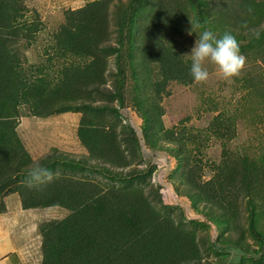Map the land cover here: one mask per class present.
I'll list each match as a JSON object with an SVG mask.
<instances>
[{"label":"rangeland","instance_id":"obj_1","mask_svg":"<svg viewBox=\"0 0 264 264\" xmlns=\"http://www.w3.org/2000/svg\"><path fill=\"white\" fill-rule=\"evenodd\" d=\"M94 1L97 0H24L27 16L31 19L37 16L41 22L35 40L30 45H27L29 41H23L22 71L28 78L42 77L55 84L70 64H86L87 60L62 51L57 36L67 21L69 10H78ZM117 1L111 5L109 16V44L113 45H118L121 33L113 6ZM121 1L127 3L123 8L129 14L130 0ZM142 1L145 8L131 22L124 21L122 56L109 54L107 57L105 89L112 93L110 98L96 96L81 103V108L44 117L33 113L52 112L62 103L54 101L38 109L21 104L15 119L18 134L34 161L55 156L50 159L51 170L59 171V176L91 180L107 188L142 191L162 217L172 219L177 227L195 235L202 255L200 264H260L264 257V202L253 197L250 204V196L244 188L251 185L255 190L256 183V193L264 197L258 190L264 186V64L258 59L256 48L248 46L241 52L246 57V65L237 77L226 80L215 65L206 63L210 73L207 82L194 81L190 85L171 82L169 95L159 103L161 121L156 119L155 110L150 111V115L154 117L157 130L164 126V132L171 130L173 137H166L155 129L148 132L141 108L149 105L151 94L147 87L143 88L147 76L137 77V67L141 55L139 34L149 20L155 0ZM165 5L174 13L169 24L175 21V29L178 28L168 39L182 57L191 62L184 54L190 52L198 33L210 28L202 25L196 33L188 35L196 15L190 3L165 0ZM227 20L225 16L223 21ZM169 24L167 29L171 27ZM212 31L218 36L229 32L226 29ZM231 33L238 35V31ZM87 107L90 109H85ZM84 114L106 126L116 127L129 165L92 157L78 136ZM127 138H134L132 145ZM254 170L263 179L247 178ZM215 176L222 177L226 189L220 197L227 204L224 210L213 207L200 187H196V184H208ZM188 177L193 184L188 183ZM5 201L11 207L13 220L9 226L13 237L17 242L22 241L17 248L24 257L23 264H43L40 227L67 217L70 210L53 206L27 211L22 208L18 193L6 197ZM214 211L224 213L221 220L226 221L225 225L219 227L210 221L207 215ZM230 215L235 219L231 220ZM254 215L255 231L250 225ZM6 222L8 219L3 221ZM239 239L248 253L232 244Z\"/></svg>","mask_w":264,"mask_h":264},{"label":"trees","instance_id":"obj_2","mask_svg":"<svg viewBox=\"0 0 264 264\" xmlns=\"http://www.w3.org/2000/svg\"><path fill=\"white\" fill-rule=\"evenodd\" d=\"M114 1L97 0L67 12V21L58 33L57 44L65 53L87 62L85 65L70 64L62 72L61 80L51 84L42 77L31 80L22 71L23 41H29L27 45H30L35 40L41 30L40 18L27 16L24 0H0V214L7 211L5 198L12 193H18L24 209L60 206L70 210L67 217L41 225L43 264H200L202 255L195 235L177 227L172 219L162 217L138 189L107 188L99 182L63 175L40 189L25 186L27 170L34 160L17 131L15 119L19 116V105H33L38 109L54 101L62 103L52 112L33 113L44 117L79 108L81 103L96 96L110 98L112 93L105 89L107 57L109 54L122 56L124 21L131 22L145 8L142 0H130V12L126 14L123 5L127 3L115 2V17L121 33L118 45H113L109 44V16ZM153 2L154 9L139 34L141 55L137 77L147 76L143 88L147 87L151 94L149 105L141 110L148 132L155 129L166 137H173L171 130L164 132V126L157 130L150 111L155 110L156 119L161 121L159 103L169 95L170 83L177 81L190 85L194 80L190 75L191 62H187L168 39L178 30L177 27L175 29V21L169 24L174 13L168 11L165 0ZM187 2L197 12L195 24L212 30L238 31L236 38L240 51L244 52L248 46L256 48L258 59L264 64V0ZM225 16L227 22L223 21ZM168 24L171 26L169 29ZM140 88L143 89L142 86ZM78 136L92 157L129 165L116 127L106 126L104 122H97L84 114ZM133 141L134 138H127L131 145ZM53 157L48 155L40 163L51 169L50 159ZM247 178L259 181L263 176L254 170ZM187 180L194 183L190 177ZM196 187H200L204 198L213 207L226 209V202L220 198L226 190L222 177L215 176L208 184H196ZM251 187L247 185L244 188L250 196L249 203L254 198H261L264 202V197L256 193V183L255 190ZM258 190L264 196V186ZM227 212L230 214V209ZM223 215L214 211L207 216L221 227L226 223L221 220ZM232 219L235 218L231 216ZM250 225L255 231V215ZM232 244L248 253L240 239ZM260 262L264 264V257Z\"/></svg>","mask_w":264,"mask_h":264},{"label":"clouds","instance_id":"obj_3","mask_svg":"<svg viewBox=\"0 0 264 264\" xmlns=\"http://www.w3.org/2000/svg\"><path fill=\"white\" fill-rule=\"evenodd\" d=\"M202 27L191 21L188 35ZM255 34L259 36L258 31ZM184 56L191 61L190 75L196 83H204L209 79L206 63L215 65L218 73L226 80L239 76L246 65V57L240 51L236 36L231 32L218 36L211 29L200 31L190 52ZM58 178L59 171L53 172L39 161H33L26 173L25 186L40 189Z\"/></svg>","mask_w":264,"mask_h":264},{"label":"crops","instance_id":"obj_4","mask_svg":"<svg viewBox=\"0 0 264 264\" xmlns=\"http://www.w3.org/2000/svg\"><path fill=\"white\" fill-rule=\"evenodd\" d=\"M12 194H17V193H12ZM8 196H11V194ZM24 210L28 211V210H39V209L36 208V209H24ZM10 214H11V207L8 204L7 211L5 213L0 214V264H23L24 257L21 254V252L18 251L17 248L18 246L20 248L22 241L17 242V240H15L16 238L13 237L14 235L12 234L11 227L9 226L11 221L13 220ZM6 219H8V222L3 223V221H5Z\"/></svg>","mask_w":264,"mask_h":264}]
</instances>
